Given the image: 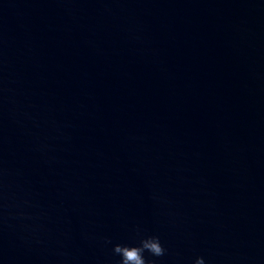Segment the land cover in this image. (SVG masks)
Returning <instances> with one entry per match:
<instances>
[{"label":"water","instance_id":"1","mask_svg":"<svg viewBox=\"0 0 264 264\" xmlns=\"http://www.w3.org/2000/svg\"><path fill=\"white\" fill-rule=\"evenodd\" d=\"M137 229L264 264V0H0V264Z\"/></svg>","mask_w":264,"mask_h":264},{"label":"clouds","instance_id":"2","mask_svg":"<svg viewBox=\"0 0 264 264\" xmlns=\"http://www.w3.org/2000/svg\"><path fill=\"white\" fill-rule=\"evenodd\" d=\"M108 243L111 240L106 238ZM168 249L157 234H143L137 229L135 243H116L113 252L119 257L118 264H157ZM193 264H208L204 256H198Z\"/></svg>","mask_w":264,"mask_h":264}]
</instances>
